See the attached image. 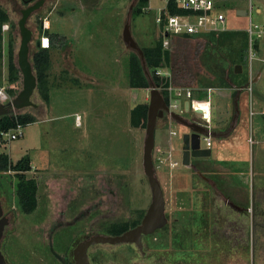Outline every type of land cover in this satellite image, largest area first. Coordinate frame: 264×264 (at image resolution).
Returning <instances> with one entry per match:
<instances>
[{
    "label": "rangeland",
    "instance_id": "obj_1",
    "mask_svg": "<svg viewBox=\"0 0 264 264\" xmlns=\"http://www.w3.org/2000/svg\"><path fill=\"white\" fill-rule=\"evenodd\" d=\"M136 3L137 0H80L74 7H82L78 20L81 24L65 20L60 25L55 22L49 25L54 37L58 34L55 31L66 35L62 37L68 38L74 52L71 54L64 40H55L48 69L51 101H45L35 88L31 95L35 106L11 108L8 114L30 113L44 122L51 115L54 118L20 126L22 135L14 140L0 138V153L8 155L12 163L30 158L32 169L26 176L36 179L38 185L37 208L23 214L17 201L14 171L0 172V200L10 221L4 244L11 264H60L57 258L64 264L62 258L69 244L96 231H111L116 222L132 224L145 214L151 202V188L142 164L146 124L137 128L129 124L131 108L137 103H148L150 88L133 89L128 85V58L130 53L137 52L128 48L122 38L127 21L139 48L161 44L171 54L167 66L175 64L176 69H184L186 79L171 83L181 89L183 98L202 104L220 101L218 113L233 137H239L236 140L243 147L258 152L253 154L254 178L264 179V131L258 123V112L264 110L261 109L264 107V0H219V11L225 15V22L219 28L224 31L191 36L189 40L167 34L156 22L165 6L164 0H148L143 13L132 14ZM28 4L23 0H0V9L8 16L0 40V92L7 98L0 99V103L4 105L10 104L22 89L20 70L19 78L12 80L10 76L7 49L12 40L16 62L20 11ZM62 6L56 0H45L28 17L26 25L32 31L30 61L37 48L35 40L43 35L41 23L66 16ZM241 8L247 10V15H237L236 10ZM258 32L261 36L257 39ZM236 65L241 68L238 73L234 72ZM76 67L82 70V75L74 73ZM158 70L171 79L166 67ZM180 108L179 105L174 112L187 119L198 114L191 108L180 112ZM76 116L80 117L79 124ZM164 122V119L156 122L152 151L168 220L155 234L159 245L165 244L170 252L179 250L184 258L198 264H251V244H235L238 246L232 248L230 244H212L211 210L218 212L223 204L231 206L225 195L207 183L194 194L196 186L191 178L197 176L199 180L198 175L191 170L173 175V169L157 162L160 137H169L168 130L162 127ZM176 125L178 134L171 137L178 144L185 129ZM232 145L237 147L238 143L234 141ZM221 179L224 183L234 181L230 177ZM253 195L254 204L260 202V210L264 212L263 187ZM250 199L237 202L243 203L249 213L254 263L264 264V233L258 234L255 244V224L264 217H257L255 209L251 216ZM241 207L236 209L241 211ZM103 247L114 250L112 246ZM152 252L148 248L146 253ZM115 259L118 264H148L136 252L127 256L117 254Z\"/></svg>",
    "mask_w": 264,
    "mask_h": 264
},
{
    "label": "trees",
    "instance_id": "obj_2",
    "mask_svg": "<svg viewBox=\"0 0 264 264\" xmlns=\"http://www.w3.org/2000/svg\"><path fill=\"white\" fill-rule=\"evenodd\" d=\"M25 3H30L35 0H23ZM148 4V0H137L136 5L132 10V14H141L145 10V7ZM167 13L168 14H183L184 11L178 8L174 2H170L167 5ZM8 21L7 14L0 9V40H1V26L3 23ZM163 27V22L160 24ZM41 32V29H40ZM45 36H47L53 44L54 34L50 33L48 29L43 31ZM182 39H187L191 36L183 35L176 36ZM146 69L150 75V79L153 84L157 85L160 88V92L166 101L169 103V96L166 87L169 85V82H179L181 83L186 79L184 77L186 73L184 69L176 67L173 65H168L170 62L171 54L168 50L162 48L161 44H158L153 47H142L141 48ZM50 47L42 48L37 47L33 52L31 57V63L33 67V72L36 77V88L39 93L43 96L44 100L48 102L49 100V81H48V69L50 65ZM166 64V65H165ZM7 65L10 72V76L12 80L19 78V69L16 66L15 62V54L14 47L12 44V40L8 45L7 49ZM166 67L171 74V79L169 76H160L156 75L155 71L158 68ZM183 84V83H182ZM128 85L133 89H147L149 87V79L145 75L141 60L137 53L132 52L128 58ZM14 95L16 94V90H14ZM147 110L148 103H137L134 105L129 113V124L130 126L144 127L147 119ZM167 120L168 116L165 115L162 118ZM157 119V120H158ZM35 116L30 113H19V114H6L0 117V132L12 131L17 126H25L27 124L35 122ZM258 123L262 127L264 131V114L258 116ZM29 157H24L17 160L15 163H12L9 156L5 153H0V172L6 171H14L16 175V196L20 211L23 214L32 213L38 205V196H37V181L33 177H27L26 172L32 169L31 162ZM218 189L224 193L225 197L230 199L231 206L224 205L220 210L212 208L211 216H210V228H211V238L214 243L212 244H230L231 248L236 247L238 245L235 244H251L249 242V213L246 212L245 205L243 203L237 202L233 198L230 197V191L225 190L223 185L219 186ZM238 189H236L235 193H238ZM259 191L255 188V194ZM197 194V193H196ZM256 196V195H255ZM258 200V199H257ZM245 201V200H244ZM242 201V202H244ZM255 201V200H254ZM195 202V200H194ZM249 204V202H248ZM232 205H236V207L242 206L241 211L233 208ZM244 205V206H243ZM261 204L260 202H256L255 204V213H257V217L262 219V210H260ZM233 220V221H232ZM264 220L256 221V230H255V244L256 239H258V234L264 233L263 227H260L258 224H263ZM251 222V220H250ZM248 225V227H247ZM251 225V224H250ZM127 224H120V231L125 230L127 228ZM259 227V228H258Z\"/></svg>",
    "mask_w": 264,
    "mask_h": 264
},
{
    "label": "water",
    "instance_id": "obj_3",
    "mask_svg": "<svg viewBox=\"0 0 264 264\" xmlns=\"http://www.w3.org/2000/svg\"><path fill=\"white\" fill-rule=\"evenodd\" d=\"M44 4V0H35L30 2L25 8L21 9V17L18 21V29L20 34V44L16 54V64L20 70L22 76V89L17 95L11 100L10 104L4 105L0 103V117L10 112L11 108L20 109L27 106H35L31 101V95L36 88V77L33 72L32 63L29 59V43L32 39V31L27 27L26 21L28 17L37 9ZM237 15H247V10L238 9L236 10ZM122 38L128 48L135 50L141 60V64L145 75L149 79V100L148 110L145 128V138L143 145V171L147 177L148 183L151 188V202L147 208V211L139 225L123 232L116 236H104L96 235L91 238L84 240L78 246V250L81 251L84 264H88L85 255L86 248L91 242H103V243H119L135 241L139 243L140 236L142 234H148L155 229L163 227L167 223V217L165 214V200L162 188L155 175L154 164L152 160V151L154 148V132L156 128V122L158 118H162L165 115L171 120L179 124L186 131L181 135V164L183 166H189L191 158L209 157L211 155L210 148H204L201 146V138L203 135H207L209 132L200 123L187 119L181 114L174 111H170L168 104L164 100L161 92L158 90L157 85L153 84L150 79V75L146 69L145 61L141 48L138 47L136 42L131 36L129 21L124 24ZM36 47H40L39 39L35 40ZM241 71L239 65H236L234 72L238 73ZM185 112L189 111V101H185L184 104ZM254 196L251 194V216L254 214ZM2 208L0 204V215ZM6 220L4 219V222ZM252 222V227H253ZM0 225V235H1ZM253 234V233H252ZM251 264L254 263V249L253 241H251Z\"/></svg>",
    "mask_w": 264,
    "mask_h": 264
},
{
    "label": "crops",
    "instance_id": "obj_4",
    "mask_svg": "<svg viewBox=\"0 0 264 264\" xmlns=\"http://www.w3.org/2000/svg\"><path fill=\"white\" fill-rule=\"evenodd\" d=\"M82 1H84V0H82ZM75 2H80V0H56L57 4L60 3L61 5H63L62 10L66 11L67 15L66 16H57V18H55L54 20L46 19L44 22H42L41 23V32L43 34L42 36H45L43 31L45 29H49L50 23L55 22V24L60 25V24L64 23L65 20L70 22V24H74V25H77L80 23V22H78V20H80L79 15H81L82 7H80V6H79V8L74 7ZM44 3H45V0H44ZM257 11H259V9H257ZM3 25H5V24L3 23L2 26ZM2 26H1V28H2ZM222 31H224V30H222ZM55 33H58V34H56V36L54 37L53 42H52L53 44H51V42H50V45H49L50 52H51V48L55 47L54 41L57 39H62L65 41V46L70 47L69 51H71V54H72L74 52L73 51V45L71 43H68V38H65V39L63 38V37H66V35L60 34L59 31H55ZM38 39L39 38H37L36 40H38ZM73 69H74V73L82 75V70H80V68L76 67ZM243 95H241V96H243ZM49 96H50V94H49ZM49 100L51 101L50 98H49ZM185 101H189V100L187 98H183V97H181V98H179V100H177L178 107L180 105L181 109H183V112H185V110H184ZM240 101H239V106L241 107ZM244 103H245V100H244ZM49 104H50V102H49ZM205 105H207V107H208V114H206V116H203L202 112L195 111L198 114H196V117H193L190 119L200 123L210 133V136H211V147H210L211 155L209 157L191 158L189 166L181 165L180 167L176 166L174 168H171L169 166L170 160L181 161V140L179 138L178 144L175 141H173L169 131L170 130L176 131V128L178 127V125H176V122L171 121L170 119L165 120V122L163 123V126H162L164 128V130H166V132L168 130L169 137L164 138V136L161 135L160 141L156 147V150L157 151L160 150L162 152L163 156H166L168 154L169 150H171V159L168 158L166 160V162L163 163V165L165 166V168L170 167L171 169H173V170H171V172L174 171L173 175H175V172H181L182 173L183 171L191 170L194 175L199 176V180H196V179H198L197 176H195V178H191L192 184H194V187L195 186L197 187V188L195 187V189L193 190L194 194L196 193V189L201 190L200 187L207 183V184H210L211 187L215 188V190H217L220 193H222V192L218 189V187L223 185L225 190L230 191V194H231L230 197L236 201H240V200L244 201L245 199L248 200L249 197L251 198V194H253V192H255V188L259 189V191H261V187H263V190H264V179H262L261 177L254 178V176H253V173H254V171H253V154L258 155V152L255 149L253 152V150L248 148L247 146L243 147L244 144L239 142V140H236V138H239V137H233V134L229 130L230 127L225 126L226 123L222 119V115L220 113H218L220 105H222L219 100H217L215 103L210 100L207 103H205ZM49 109L51 110V107ZM261 109H264V107L262 108V106H261ZM189 110H190V107H189ZM261 114H264V113L262 111H259L258 115H261ZM52 118H54L53 115H51V117H49V119H47L45 122L51 121ZM35 119H36L35 122H37L38 118L35 117ZM38 122L39 123H45L44 121H38ZM234 130H235V127H234L233 131ZM46 133H47V131H46ZM234 141H236L238 143L237 147L232 145L234 143ZM45 159H46V157L43 160H45ZM43 160L37 159V161H41V162H44ZM205 163L208 164V165H206L207 167H202L201 164H205ZM51 165H50V168H52ZM239 175H242V176L239 178ZM221 177H230L234 181H231V182L227 181L224 183L223 180L221 179ZM239 187H241V189L238 190V193H235L236 189H238ZM250 189H251V194H250ZM37 196H38V190H37ZM223 197L225 198V200L227 199V201L230 200L225 196H223ZM234 206L236 208V205H234Z\"/></svg>",
    "mask_w": 264,
    "mask_h": 264
},
{
    "label": "built area",
    "instance_id": "obj_5",
    "mask_svg": "<svg viewBox=\"0 0 264 264\" xmlns=\"http://www.w3.org/2000/svg\"><path fill=\"white\" fill-rule=\"evenodd\" d=\"M165 6L161 9V14L158 18H156V22L161 24L163 22V28L167 34L173 36H199L209 32H218L221 30L219 28L225 22V15L221 13L218 8V0H164ZM170 2H174V4L184 11L183 14H168L167 13V5ZM6 26L3 25L2 28L4 29ZM256 27V25H254ZM223 30V29H222ZM221 30V31H222ZM249 33H251V29H249ZM261 36V32H258L256 37L259 38ZM39 45L42 48H49L50 41L47 36H41L39 38ZM264 61V60H263ZM156 75L166 76L160 70L155 71ZM160 91V88L157 87ZM169 96V103L168 107L170 111H174V109L178 108L177 100L182 97L181 89L174 87L171 82L166 87ZM0 99L6 100V95L0 92ZM205 103H190L189 107L196 111L195 107L200 105H204ZM207 107V105H204ZM208 108V107H207ZM180 112H183V109L180 108ZM264 113V110L262 111ZM207 112L203 111L202 115L206 116ZM77 124H79L80 117L76 116ZM16 130V131H15ZM171 136H176L177 132L175 130L169 131ZM22 135L20 131V126H17L12 131L7 132H0V138L5 137L6 141L14 140L18 136ZM1 141V140H0ZM201 141L204 142V148L211 147V136L210 133L207 135H203ZM1 144V143H0ZM159 156L157 157V162L165 163L166 160L169 158L171 159V150H169L166 156H163L162 152L158 150ZM181 164V161L177 160H170V167L174 168ZM182 165V164H181Z\"/></svg>",
    "mask_w": 264,
    "mask_h": 264
},
{
    "label": "flooded vegetation",
    "instance_id": "obj_6",
    "mask_svg": "<svg viewBox=\"0 0 264 264\" xmlns=\"http://www.w3.org/2000/svg\"><path fill=\"white\" fill-rule=\"evenodd\" d=\"M0 204H1V200H0ZM1 208H2V213L0 215V225L2 227H1V235H0V264H11V262L7 257L6 246L4 244V241L8 234L7 229L10 224V221L2 204H1ZM262 214L264 217V212ZM144 215L145 214L138 216L137 220L134 221L132 224L128 225L127 228L123 231L122 230L120 231L121 228L120 225L116 224L119 222H116L114 229L111 231H108L106 233H100L99 231H96L94 234H90V235L88 234L82 240H78L75 244H69V249L67 250L66 255L64 257L62 256L63 257L62 259L64 260V264H84L82 260L83 257L81 255V251L78 250V246L81 245L80 244L81 242L96 235H104V236L120 235L123 232L139 225ZM4 219L6 220L5 222ZM262 222L263 224L259 223L258 225L260 227H263L264 229V221ZM255 225H257V223ZM163 227L155 229L151 233L142 234L140 236L139 243L135 241L119 242V243H103V242L93 241L90 244H88L86 248L85 251L86 259H84V261L86 260L88 264H118V261L115 259V256L117 254H125V256H127L131 254H135L136 252L142 254L143 257L146 258V261H148V264H198L193 260L184 258V255L181 254L179 250L170 252L168 248H166L165 244L159 245V242L156 240L157 237L155 236V234ZM53 234H54L53 236V242H54L55 233ZM103 245L112 246L114 250L110 251L106 247L104 248ZM148 248L152 249L153 252L151 254L146 253ZM57 260L61 264L60 258H57Z\"/></svg>",
    "mask_w": 264,
    "mask_h": 264
},
{
    "label": "bare ground",
    "instance_id": "obj_7",
    "mask_svg": "<svg viewBox=\"0 0 264 264\" xmlns=\"http://www.w3.org/2000/svg\"><path fill=\"white\" fill-rule=\"evenodd\" d=\"M196 109V111L197 112H203V111H206L207 112V110H208V108L207 107H205L204 105H200V106H198V107H195Z\"/></svg>",
    "mask_w": 264,
    "mask_h": 264
}]
</instances>
